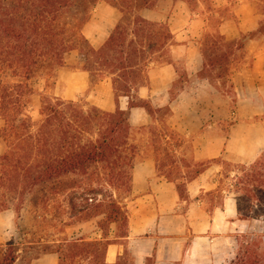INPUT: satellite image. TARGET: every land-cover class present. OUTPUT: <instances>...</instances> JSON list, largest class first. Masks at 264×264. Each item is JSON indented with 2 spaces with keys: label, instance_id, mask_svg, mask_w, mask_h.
I'll return each mask as SVG.
<instances>
[{
  "label": "rangeland",
  "instance_id": "1",
  "mask_svg": "<svg viewBox=\"0 0 264 264\" xmlns=\"http://www.w3.org/2000/svg\"><path fill=\"white\" fill-rule=\"evenodd\" d=\"M185 1L192 11V18L199 21L198 34L192 42L198 43L200 58L205 64L209 58L225 50V44H231L234 46V54L227 63L229 71L224 73L223 68H220L210 72V75L208 72H203L200 79L208 80L209 85L202 87L198 85L199 82L196 79L192 78L194 79L192 80L188 77L183 63L178 62V77L168 89L169 96H162L160 100L155 101V104L151 103L154 108L162 105L153 115V124L130 130L129 143L136 147L135 157L141 155V151L146 153L144 147L150 151L155 150L159 161L158 170L172 181L178 180L179 196L181 201L185 202L182 207L184 212L189 209L190 203L199 202L210 218L213 216V211L223 208L228 199L224 200L217 195L205 193H200L195 199H190L186 190V183L191 181L197 173V163L203 162L208 165L213 160L199 159L203 153L208 152V141L215 140L216 146L219 147L224 143V138L229 137L230 131L236 128V125H240L237 134L241 137V149L250 153V156L264 152V35H260L257 38L258 43L254 45L249 44L250 33L242 34L238 38L234 36L236 34L235 25L240 22L239 16L242 17L243 14L252 10L262 15L259 23L264 19V0H248V2L228 0L227 3L220 2V0H204L203 5L197 0ZM175 2L178 4L171 6V2L159 4L157 0L153 9L166 15L179 13V0ZM110 7L112 6L107 2L100 1L93 10L88 24L84 27V34L93 48H95L92 45V43L95 44L94 36L98 42L103 40L104 45L112 32L109 31V26L113 13L111 15L106 12ZM120 18L121 14H119L118 21ZM225 21L228 22L230 29L221 26ZM160 24L168 26V23ZM183 25L185 24L179 25V19L173 20L172 27L175 31ZM226 29H229V32L233 31L232 38L221 37L223 36L221 32ZM169 30L171 31L170 27ZM145 33L151 34L149 37L153 42L152 48H147L148 56L154 59L157 66L171 62V47L177 42L173 40L168 45H162L163 36L155 32ZM256 56L262 60L261 65H258ZM152 66L153 64H150L144 69V73L135 84L136 88L147 84L148 72ZM85 69H88L85 58L80 56L79 51H72L67 55L66 64L63 67L57 68L51 75L44 74L30 82L33 92L25 96L28 105L24 112L33 122H39L42 118L40 108L43 98H62L66 87L63 78L73 71H86ZM87 72L89 74L87 90L73 100L84 110H89L94 106L90 98L94 87L101 81L111 80L112 82L113 77L108 72ZM186 84L199 89L196 94L198 102L195 105V100H185L183 103L186 107L177 110L179 99L176 103L174 100L179 95V89H183L187 86ZM172 108L176 109V114ZM4 127L5 121L0 117V156L9 151L2 136ZM187 127H192L193 130L186 129ZM49 152V157L53 156L56 154V149L50 146ZM32 153L34 154L30 160H23V168L20 165L11 169L12 166H10L3 172L6 176L4 187L0 188V201L7 198L9 209L3 212L8 211L14 217H12L11 228L0 233V251L3 252L6 245L13 240L18 245L19 254L15 264H33L35 258L44 256L42 247L45 245L57 246L64 241L102 242V245L91 249V254L85 250L70 259L68 264H103L105 262V238L112 236L115 224H108V220L104 219L106 218L104 214L112 211L110 206L99 208V210H93V208L100 203L104 205L110 200H115L123 210L126 199L131 198V177H127L126 183L120 188L110 187L107 184L109 180L107 171L102 169L103 165H98L92 166L88 175L67 177L69 180H80L81 184L60 194L54 190V182H45L31 188L30 179L23 169L30 164L31 176H35L44 167L42 156L34 151ZM217 159L227 161L224 157ZM227 162L233 166L240 165V163ZM212 165L213 168L203 178L210 182L214 180L220 182L222 179L224 184H228L227 173L232 168ZM8 169H10L9 172H7ZM1 172L2 170L0 177ZM125 172L126 176L130 175V168H127ZM217 185L220 186V183ZM90 189L93 191H88ZM230 198L232 199V196ZM17 206H19L18 212ZM123 212L126 213L124 210ZM203 214V212H197L193 217L194 219L199 218L204 216ZM227 225L226 223V227H223V222L216 223L209 234L212 239L210 245L191 251L179 264H225L230 260L236 247L234 236L237 230L244 229V227L240 228L237 223L231 224L229 228ZM257 225L259 226V223L255 222L254 226ZM124 230L121 229L119 234L124 233ZM251 230H254V227ZM120 263L133 264L131 254L128 252Z\"/></svg>",
  "mask_w": 264,
  "mask_h": 264
},
{
  "label": "trees",
  "instance_id": "2",
  "mask_svg": "<svg viewBox=\"0 0 264 264\" xmlns=\"http://www.w3.org/2000/svg\"><path fill=\"white\" fill-rule=\"evenodd\" d=\"M100 1L116 8L121 18L104 45L95 49L84 34V27ZM156 1L0 0V117L5 121L2 136L9 147V151L0 156V188L4 187V169L10 166L15 169L20 165L23 168V160H30L33 151L42 156L44 167L35 176H31L30 164L23 169L31 188L54 182V190L60 194L81 184L80 180L67 177L88 175L90 168L98 165H103L102 169L107 171L110 187L124 186L127 177H131V174L126 176L125 170H132L137 151L129 143L128 111L117 107L115 112L108 113L95 106L84 110L74 101L43 98L42 118L33 122L24 112L28 105L25 96L33 92L30 82L34 78L51 75L66 64L67 55L79 51L86 60V71L108 72L113 76L117 105L120 97H128L129 109L143 108L153 116L159 109H155L150 101L137 97L135 92V84L144 69L155 62L147 51L153 44L151 34L145 32L163 36L162 45L174 40L166 24L149 21L139 14L141 10L153 9ZM260 35H264V19L248 37L257 40ZM225 47L205 62L199 77L203 72L210 75L215 69L223 68L224 73L229 71L227 63L234 54V46L227 43ZM50 146L56 149V154L49 157ZM212 164L232 169L227 173L228 184L221 179L217 194L209 195L224 198V192L233 194L238 217L249 226L248 230L234 236L236 247L225 264H264V152L248 166H233L220 159H214L208 165L199 162L191 180ZM6 199L0 201V213L9 209ZM108 206L112 211L104 214V219L108 224L117 225L119 235L127 226V215L118 202L100 203L93 210ZM16 210L19 211V206ZM255 222L259 226H254ZM105 239L106 251L112 240ZM93 243L64 241L57 246L45 245L42 250L44 256L56 254L60 264H68L77 254L85 250L91 254L92 248L102 245V242ZM18 255V245L11 240L6 249L0 251V264H15ZM38 258L40 256L35 260Z\"/></svg>",
  "mask_w": 264,
  "mask_h": 264
},
{
  "label": "crops",
  "instance_id": "3",
  "mask_svg": "<svg viewBox=\"0 0 264 264\" xmlns=\"http://www.w3.org/2000/svg\"><path fill=\"white\" fill-rule=\"evenodd\" d=\"M197 1L201 5L205 3L204 0ZM223 1L227 3L228 0H220V2ZM245 1L248 2V0ZM166 2H171V6L178 4L175 0H159V4ZM106 12L111 15L113 13V19L109 26V31H112L118 22L120 12L113 7H110L109 11L107 9ZM139 14L152 22L168 23L177 44L171 47V62L160 66H157L156 62L151 63L153 66L149 69L147 84L135 89L137 97L155 104V101L160 100L162 96H169L168 89L177 80V67L181 63H183L188 77L196 79L199 82L198 85L202 87H205L206 84L209 85L208 80L202 81L199 77L204 62L200 58L198 43L192 42V39H195L198 34L199 21L192 18L193 14L187 1L179 0V13L174 12L171 15L170 13L166 15L156 9H144ZM261 17L262 15L257 14V12L248 11L242 17L239 16L240 22L235 25L236 34L231 30L229 32L230 26L227 21L221 26L229 29L222 31L221 34L228 39V37L232 38L233 34L238 38L242 34L251 33L257 29ZM177 19H179V25L182 23L185 25L179 26V30L175 31L172 23L173 20ZM93 40L95 44L92 43V45L96 49L103 45V40L98 42L95 36ZM257 43V40H250L249 44ZM256 57L258 65H261L262 60L259 56ZM178 62L180 63L178 64ZM88 78V72L83 70L73 71L66 78H63L66 87L62 93V99L76 100L78 95L87 90ZM186 85L183 89H179V95L174 100L176 103L179 99L177 110L186 107V104L183 103L185 100H195V105L198 102L196 94L199 89L190 84ZM90 98L92 105L105 112L113 113L117 107L128 111L131 130L153 124V116L145 109H129L128 97H120L118 105L116 104L111 80L99 82L91 92ZM161 106L157 105L155 109H160ZM172 111L174 114L177 113L174 108ZM239 127L240 125H236V128L230 131L229 137L226 136L224 143L219 147L216 146L215 140L208 141V152L203 153L199 159L214 160L224 157L227 161L240 163V165L252 164L259 155L250 156V153L241 149V137L237 134ZM186 129L193 130L192 127ZM135 143L137 145V141ZM144 149L146 153L141 151L142 154L135 157L131 170V198L126 199L123 208L127 215L125 234L118 235L119 231L115 224L112 236L108 238L112 240V243L107 246L105 251V264H121V259L128 252L133 258V264H179L191 251H195L201 246L210 245L212 239L209 234L213 231V226L216 223L223 222V227H226L227 223L228 228L235 223L240 228L244 227V229L237 230V233L249 229L248 223L239 219L236 199L233 194L228 192H224V200H228L224 203L223 208L214 210L213 216L210 218L199 202L190 203L189 209L184 212L182 207L185 202L181 201L179 196L178 180L172 181L166 174L158 170L159 161L154 149L151 151L147 147ZM212 166L197 178L186 183V190L190 199H195L200 193H216L219 182L215 180L210 182L203 178L213 168ZM197 212H203L204 216L194 219L193 215H196ZM12 217H14L13 214L8 211L0 213V233L11 228ZM33 264H60V261L58 255L49 254L36 259Z\"/></svg>",
  "mask_w": 264,
  "mask_h": 264
}]
</instances>
